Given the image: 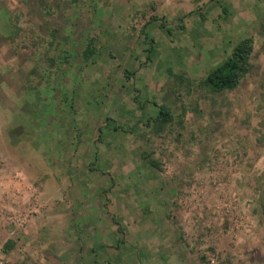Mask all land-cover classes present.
Listing matches in <instances>:
<instances>
[{"label": "rangeland", "instance_id": "rangeland-1", "mask_svg": "<svg viewBox=\"0 0 264 264\" xmlns=\"http://www.w3.org/2000/svg\"><path fill=\"white\" fill-rule=\"evenodd\" d=\"M219 8L0 0V210L33 209L0 258L264 264V0ZM245 37L240 84L204 86Z\"/></svg>", "mask_w": 264, "mask_h": 264}, {"label": "trees", "instance_id": "trees-1", "mask_svg": "<svg viewBox=\"0 0 264 264\" xmlns=\"http://www.w3.org/2000/svg\"><path fill=\"white\" fill-rule=\"evenodd\" d=\"M253 49L252 37L240 39L231 53L206 74L202 84L215 92L235 89L250 70V57ZM152 119L159 121V124H166L173 120V116L170 109L162 105Z\"/></svg>", "mask_w": 264, "mask_h": 264}, {"label": "built area", "instance_id": "built-area-1", "mask_svg": "<svg viewBox=\"0 0 264 264\" xmlns=\"http://www.w3.org/2000/svg\"><path fill=\"white\" fill-rule=\"evenodd\" d=\"M32 212L33 209H31L30 205L26 208L16 210V212L7 211V209L0 210V224L4 226H23L28 221ZM0 264L10 263L5 259L0 258Z\"/></svg>", "mask_w": 264, "mask_h": 264}, {"label": "crops", "instance_id": "crops-1", "mask_svg": "<svg viewBox=\"0 0 264 264\" xmlns=\"http://www.w3.org/2000/svg\"><path fill=\"white\" fill-rule=\"evenodd\" d=\"M214 1L217 2V3H219V5H220V8H219L220 9V12L225 13L224 15H222L223 18H225L226 16H229L230 15V10H231L230 8L235 7V1L236 0H214ZM201 9L202 8L199 7V11H195L194 10V12L192 14H194V16L197 15L199 17L200 16V13H201L200 12ZM157 18H159V17H157ZM154 20H155V18L153 19V21ZM225 20H229L230 21L231 19H225ZM182 27L186 29V27H187L186 23H184V25ZM166 29L168 30V29H171V28H166ZM203 33L204 32L202 31L201 34H203Z\"/></svg>", "mask_w": 264, "mask_h": 264}]
</instances>
